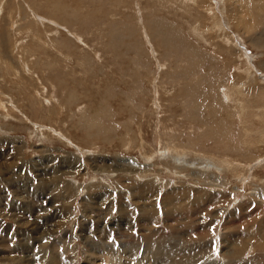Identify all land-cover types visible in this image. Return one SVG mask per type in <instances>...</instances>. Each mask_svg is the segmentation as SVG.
Instances as JSON below:
<instances>
[{"label":"rangeland","instance_id":"374dc122","mask_svg":"<svg viewBox=\"0 0 264 264\" xmlns=\"http://www.w3.org/2000/svg\"><path fill=\"white\" fill-rule=\"evenodd\" d=\"M263 22L0 0V264H264Z\"/></svg>","mask_w":264,"mask_h":264},{"label":"bare ground","instance_id":"6f19581e","mask_svg":"<svg viewBox=\"0 0 264 264\" xmlns=\"http://www.w3.org/2000/svg\"><path fill=\"white\" fill-rule=\"evenodd\" d=\"M32 3V2H31ZM255 13V12H254ZM254 17V16H253ZM258 20V19H257ZM259 21V20H258ZM171 22V21H170ZM260 22V21H259ZM174 23V22H173ZM264 23V22H263ZM256 25H257V23H256ZM165 26V25H164ZM174 28V27H173ZM165 29H168V30H170L169 28H165ZM164 31V30H163ZM167 31V30H166ZM168 33V32H167ZM171 32H169V34H170ZM112 42H114V41H112ZM117 42V41H116ZM257 47V46H256ZM174 78V77H173ZM143 185V184H142ZM122 217V216H121ZM122 219V218H121ZM121 222H122V220H121ZM125 224V223H124ZM126 225V224H125ZM128 225V224H127ZM118 226V225H117ZM186 226V225H185ZM121 228V227H120ZM149 234V233H148ZM151 234V233H150ZM172 237V236H171ZM185 237V236H184ZM145 238V237H144ZM143 238V240H145ZM163 238V237H162ZM180 238V237H179ZM186 238V237H185ZM186 240V239H185ZM140 241V240H139ZM190 241V240H189ZM168 242V240L165 242V243H163V242H160V241H156L155 242V244H153L154 245V249L155 250H153L154 252L152 253V256H153V259L154 260H163V259H165L168 255L170 256V254H171V252H172V250H168L167 249V251L165 252V245H166V243ZM169 242H170V240H169ZM141 243V242H140ZM144 243V242H143ZM173 243V242H172ZM194 244L193 243H191V245H189V243H187V244H179V243H177L176 244V248L175 249H177V247L178 246H180V248L184 251V252H187L188 250L190 251V249L191 248H193L192 246H193ZM169 245H167V247H168ZM172 246H174L173 244H172ZM206 246V245H205ZM204 246V247H205ZM175 247V246H174ZM194 247H195V245H194ZM202 248V247H201ZM174 249V250H175ZM193 250V249H192ZM196 250V249H195ZM178 252H181V251H178ZM170 253V254H169ZM192 256H194V255H192ZM192 256H190V257H192ZM198 257V256H197ZM172 258H173V256H172ZM180 258V257H179ZM178 258V259H179ZM169 259V258H168ZM141 262V261H140ZM175 262V261H174ZM190 264V263H189Z\"/></svg>","mask_w":264,"mask_h":264}]
</instances>
